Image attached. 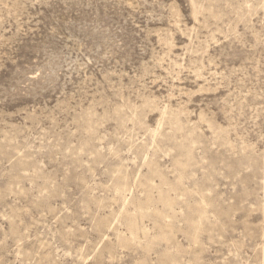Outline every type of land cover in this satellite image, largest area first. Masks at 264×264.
<instances>
[{"label": "rangeland", "instance_id": "rangeland-1", "mask_svg": "<svg viewBox=\"0 0 264 264\" xmlns=\"http://www.w3.org/2000/svg\"><path fill=\"white\" fill-rule=\"evenodd\" d=\"M0 264H264V0H0Z\"/></svg>", "mask_w": 264, "mask_h": 264}, {"label": "bare ground", "instance_id": "bare-ground-1", "mask_svg": "<svg viewBox=\"0 0 264 264\" xmlns=\"http://www.w3.org/2000/svg\"><path fill=\"white\" fill-rule=\"evenodd\" d=\"M155 105H156V104H155ZM168 108H169V107H168ZM164 109H165V108H164ZM170 110H171V111H170L171 113H168V110L166 109V110H165V114L167 115V113H168L169 115H171L172 118H173V116H175V117H176L175 119L179 120L180 118H179L178 116L180 115L181 112H180V111H174V110L171 109V108H170ZM163 112H164V111H162V114H163ZM162 114H161V115H162ZM163 117H164V115H163ZM165 117H168V116H165ZM178 118H179V119H178ZM163 120H164V118H163ZM181 120L183 121V119H181ZM182 121H180V123H181ZM180 123H179V121H178V123H175V126H176V128H177L178 131H179L178 126H179V125H182V124H180ZM173 127H174V126H173ZM195 128H196V126H195ZM171 129H172V127H171ZM159 131H160V130L158 129V132H159ZM172 131H174V132H172L173 134H176V133H175V130L172 129ZM180 131H181V130H180ZM160 132H162V131H160ZM163 133H164V132H163ZM172 133H170V134L173 135ZM178 133H179V132H178ZM154 134H155V133H154ZM160 134H161V133H159V135H160ZM157 135H158V134H157ZM164 135H165V134H164ZM168 135H169V134H168ZM161 136H162V135H161ZM173 136H174V135H173ZM156 137H157V136H156ZM176 137H177V135H176ZM176 137H175V138H176ZM162 138H163V137H162ZM162 138H161V139H162ZM156 139H157V138H156ZM156 139H155V140H156ZM164 139H165V138H164ZM153 140H154V138H153ZM156 141H157V140H156ZM156 141H154V142H156ZM176 141H177V140H176ZM152 142H153V141H151V143H152ZM154 142H153V143H154ZM148 144H150V143H148ZM244 145H245V144H244ZM146 148H147V147H146ZM146 148H144V149H146ZM142 151H143V150H142ZM145 151H146V150H145ZM146 156H147V155H146ZM181 159H182V157H181ZM181 159H180V160H181ZM182 160H183V159H182ZM186 160H187V159H186ZM188 161H189V160H188ZM158 163H159V162H158ZM181 163H182V162H181ZM186 164H187V163H186ZM183 165H184V164H183ZM181 173H183V172H181ZM181 173H180V174H181ZM181 175H182V174H181ZM183 175H184V174H183ZM183 175H182V177H183ZM164 198H166V199L168 200L167 197H164ZM160 213H161V212H160ZM145 214H146V213H145L144 209H143V208H139L138 216H136V221H135V223L131 226V229H132V230H134V229H135V230H139V229H141V228H140V224H138V218H139V217H143ZM162 214H163V213H162ZM163 216H164V214H163ZM142 231H143V230H142ZM142 231H141V232H142ZM143 233H144V231H143ZM169 234H170V231H166V232H165V237H167Z\"/></svg>", "mask_w": 264, "mask_h": 264}]
</instances>
